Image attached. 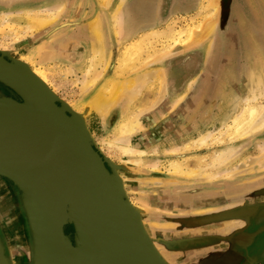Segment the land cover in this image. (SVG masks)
<instances>
[{"label":"rangeland","instance_id":"rangeland-1","mask_svg":"<svg viewBox=\"0 0 264 264\" xmlns=\"http://www.w3.org/2000/svg\"><path fill=\"white\" fill-rule=\"evenodd\" d=\"M204 1L205 0L202 1L200 6L202 9L198 10V12L195 14H159L156 15V17H159V20L156 18L158 23L150 25L149 21L135 22L132 16L143 17L147 14L134 13L133 9L128 8V5H131L133 0H123L122 6L120 8V14L122 17L124 16L122 18L124 19L122 22L126 29L123 28L122 34L118 38L114 32L116 30L115 26H113L114 23L112 20V15L116 10L119 0H107L106 3L104 1L101 3V0H88L87 2L85 0H3L0 2V13H12L14 19L10 22L18 25H23L24 22L22 14L26 10H34L39 8L54 9L55 7L64 5V11L63 15L59 17L55 23L49 25L47 28L40 31V33H36V35L29 33L28 35L26 34L23 36L24 38L22 37V39L20 38L15 42L13 41L15 38L1 37L0 42L2 43V47H8L6 52L9 55L5 56L6 59L19 60V62L23 63L20 61L19 57L27 56L29 57V62L24 63L26 66H28L30 71L33 67H46L48 80L52 87V89H48L51 91L54 90L55 96L59 100L69 102L72 107L76 109L78 108L77 110L80 111V113L84 112V107L81 109V111L79 106L76 107V105L85 103L89 99L91 93L98 89L101 84V82L96 83L88 95L81 97V83L79 80L81 81L82 72L84 74L85 68L88 65V60L92 58L93 55V52L89 49L87 43L81 39H76L73 41L71 45L72 48L70 47V50L72 49L73 51L71 50L70 52H74L76 49L80 50L77 58L73 57L72 59H66L60 57L59 55V58L51 57V59L47 58V60L44 59L43 61L42 59L47 57L45 56L47 51L49 52L50 50H53L54 47L56 48L62 42L65 43L66 37H74L78 31L80 32L82 30H86L85 25L92 22L99 13H103L101 18H104L103 25L105 24L106 26H102L105 28V31L107 29L106 32L110 36V42L112 44L110 46L111 54L109 55L108 49L110 43L105 42L107 45V53L111 59L108 57L106 58L107 66L102 76V82L103 79L109 77L110 75L115 76L113 71L117 63V58L119 57L121 50L126 46L128 47V44L132 41L138 42L143 40V43L145 42L141 56L142 59L139 61H143V64L145 63V67L141 68L143 64L139 63L140 66L138 65L136 71H125L121 80H126L129 77H134L138 74H144L150 69L161 70L165 72L170 67L174 66L172 70L175 74L172 73V76H169V79H175L174 84L172 82L167 88L165 84L162 85L163 80L160 79L161 77L158 75V73H160L159 71L157 74H155V77L153 76L154 78L152 77L153 80H149V83L145 84L141 88L138 94L139 96L135 98L134 101H132L133 103L130 105V107H128V109H126V111L124 110L126 105L123 100L124 96L120 92H118V94L116 92V98H118L120 102L116 106H113V111H117H115L113 114H110L112 118L109 116L106 119L107 127L105 134H107V142L114 140L115 133L112 132L111 127H113V125H115L117 121H119L125 115V113L126 116H128L131 113L137 112L139 110L141 111L139 112L140 119H142L145 118L144 116L147 117L149 113L152 112V109L153 111L157 110V108L162 106L165 101H168L170 104H172L176 99L182 96V93L186 94V97L183 99V101H181L182 103L179 102L171 109L169 115L165 118L167 121L164 119L163 121H160L161 123L158 122L157 124L150 126L149 129H146L145 132L137 135V139L142 145L141 148L146 153L144 160L147 162H156L157 165L155 170L151 168H144V166H135L134 168V165L132 164L123 163L120 160V155L117 153V151L115 153L113 149L109 148L108 150L106 144L95 140V138L92 140L93 148L98 153L100 158L104 160L106 169H108L110 172L115 170L117 177H121L123 180H121L123 183L122 185H126L123 187L125 188L126 194L128 193L127 196L131 198L138 206H140L139 203L142 201L147 203V208L141 207V210L144 211L142 217L144 218L146 225L152 230L150 231L153 235V245H155L154 248L160 256L165 257L167 255L165 257L167 259L168 257H172L173 261L174 259L175 261H180L176 264H264V251L260 245L261 242H263L261 240H264V230H261L263 228L264 219L263 221H256L254 219L256 217V213H254V211L257 210L258 212L264 209V160L259 159L260 153L256 148L257 146L264 144V129L242 142L238 141L237 143L233 144L229 139L230 137L225 135L222 137L223 143L219 144L214 141V143L212 142V144H208L207 147L196 153L193 152L195 150L191 148L190 150L192 151L186 153L184 157L175 159L177 161L180 160L183 162L185 165V170H195L197 168L199 169L204 167L205 172L211 174L216 172V170L212 171L209 167V163L211 161L210 158H212L219 151H228L232 145L239 146V152L223 169L224 171L228 170L227 172L230 174V176H233H231V178L230 176L225 179L223 177H218L219 179H205L204 181V178L198 177L196 179H189L188 181H185L186 184L184 186L181 184H172V181H175L177 178L170 175L168 172L170 169L169 164L174 159L167 157L164 150L168 146H172V143L174 144L178 140L180 141L182 139L176 137L174 134L178 129L177 121L184 120L186 122L188 136L192 137V139L197 136L199 128L204 131H208L212 138H216V134L218 135L220 132L223 133L227 128L226 124L230 125L233 118L241 111V108L244 107V97L252 98L254 94H260V96H258V101L256 102L264 104V82L260 81V84L258 83L256 87H254V92H250L252 87L249 80V75L252 74L250 71L253 72L251 69L258 66L256 62L259 61L262 63L264 61V19L262 16H259L258 19H256V16L254 24L251 25L253 30H236V26H234L233 28L235 30L226 28L224 30L216 31L215 27L211 34L208 35L206 32L207 35H205L204 30H210L209 28L216 26L215 23L219 20L218 16L214 14L216 9L214 8L215 5L213 2H217V7H220V2L218 3V0H206L204 3ZM256 1L258 2L256 3ZM259 1L260 0H255V6H261ZM243 2L242 0H238L236 6L245 7ZM52 3L54 5H52ZM102 5L105 7H102ZM101 8L102 10H100ZM103 8L106 9L103 10ZM20 11L23 12L15 13ZM208 12L211 13L210 16L204 20L203 23H201V26L203 27L200 26L198 31L193 30L191 33L192 35L190 36V38H192L189 39V41L191 40L190 42H178L174 47L166 50V53L165 51L160 52V47L163 45L167 46L168 43H165L164 40H155L157 38L148 34L150 30L154 29L165 30L168 27L166 26L168 23L169 26H174L175 29L184 28L186 25L191 24V18H195L196 21L198 19L200 20L202 16ZM89 16L92 18L90 19ZM147 16H149V14ZM111 23L112 25H110ZM161 23L162 25H159ZM127 27H131L132 29L134 28V30L131 31V34L133 35L129 33L130 30H128ZM202 28L205 29L203 30ZM200 29H202V31H200ZM246 35L249 38L251 37L252 42L249 40V43L252 48H255L254 51L256 53L246 51L248 48L245 41ZM59 37L60 39L57 40ZM113 40L118 41L115 43ZM197 42L199 43L197 44ZM236 42L238 43L236 44ZM47 43L48 46H46ZM86 49H88V51ZM3 51L5 52V50H2V52ZM74 56L76 55L74 54ZM40 57H42V59ZM146 58L149 61H147ZM146 61L148 64H151L148 66ZM153 61L155 63H153ZM56 65L61 67V69H56L54 67ZM50 66H53L54 68L50 69ZM183 66L188 67L187 74H185L186 68ZM95 68H97L96 65ZM105 73L109 75H106ZM156 80H161V82L158 81V83ZM153 82H156L157 86L160 84L158 86L159 89L156 86L157 89L152 88L151 90H148V85ZM259 85L262 86L259 87ZM163 86L166 91L169 90L167 96L169 98L162 99V96L160 95L159 99H157L154 97V92L157 90V93L159 94ZM0 95V97H3L5 95L14 94H12L10 90H7L0 85ZM148 106L149 108L151 107V109H148ZM178 117H181V120ZM159 125L160 127L165 125V127H168L169 131L164 134L163 132L158 133L156 130L159 128ZM154 144L159 146V151H157L156 147L153 146ZM128 168L131 169L129 170ZM208 169L209 171H207ZM133 170L136 171V173L133 172ZM137 170H139L140 173L137 172ZM12 194L14 198L17 197V192L15 190ZM209 194H213L214 196L216 195L215 197L217 200H215V203L212 201L215 199V197L201 199L202 197L205 198V196H208ZM17 219H20L18 221H22L21 218ZM244 221L247 225H244ZM232 224L234 226L233 230L226 231V228L231 227ZM153 227L154 229H152ZM4 231L5 238L8 239L9 243L16 247L18 243V234L15 229L13 231L12 228L9 230V228L5 229L4 227ZM65 231L67 234L71 233V227L67 226ZM162 231L165 232L162 233ZM167 234H173L178 238L166 239L165 235ZM244 234L249 235L250 240L242 244L243 239L241 238H243ZM156 244L160 245L162 248H157ZM231 246L234 247L233 252L229 250V247ZM258 248L260 249V252L257 250ZM10 252V260H13L16 263L18 261H22L21 255L16 249L12 250L10 247ZM230 252L231 254H234V259L227 258V254H230ZM224 255H226V258L223 257ZM26 263L31 264L29 262Z\"/></svg>","mask_w":264,"mask_h":264},{"label":"bare ground","instance_id":"bare-ground-1","mask_svg":"<svg viewBox=\"0 0 264 264\" xmlns=\"http://www.w3.org/2000/svg\"><path fill=\"white\" fill-rule=\"evenodd\" d=\"M1 1H3V0H0V2ZM4 1H12V0H4ZM85 1L87 2L88 0H85ZM103 1L105 3L107 2V0L106 1L101 0V3ZM79 3H81V2H79ZM249 3H250V1H249ZM243 4H244V2H243ZM52 5H54V4L52 3ZM253 5H255V3ZM121 6L122 5L120 3H118L116 6V10L114 11V13L112 15V20L114 23L113 26H115V30H116L114 32L118 36V38L122 34L123 28L126 29V27L123 26V22H122V20H124V19H122L124 16L122 17L120 14ZM209 6H211V5H209ZM212 6H213V4H212ZM102 7H105V6L102 5ZM63 8H64V5L55 7L54 9L53 8H49V9H40V8L34 9L33 8L34 10H32V9L26 10L22 14L23 22H24L23 25L22 24L18 25V24H14V23L10 22L11 20L14 19L12 13H0V38L1 37H3V38L4 37H12L13 39L15 38V40H13L15 42V41L19 40L20 38L22 39V37L25 36L26 34L28 35L29 33H31L32 35H36V33H40V31L47 28L49 25H52L53 23H55L56 20L63 15V11H64ZM106 8H108V7H106ZM106 8H103V10ZM28 9H30V8H28ZM100 10H102V8ZM23 11L15 12V13H21ZM247 11H248V9H247ZM72 12H73V10H72ZM102 14L103 13H99L98 15H96V17L94 18V20L92 22L87 23L85 25L86 30H82L80 32L78 31L76 36L74 34H72V35H74V37L68 36V37H66V39L64 38L65 43H63V42L60 43L56 48L54 47L53 50H50L49 52L47 51V53L45 55V56H51L54 58L55 57L59 58V55L66 54V52L68 50H70V47H71L73 41H75L76 39H81L82 41H85L87 43V46H89V49L93 52L92 58H90V59L88 58L89 60L87 59L88 65L85 68L84 74L82 72L81 81L79 80V82L81 83L80 84V86H81L80 87L81 97H85L86 95H88L90 93L92 87L96 83L101 82L99 88L96 89L95 91H93V93H91L89 99L85 103H81L79 105H76V107L79 106L80 110L83 109V107H84V112L80 113V111L77 110L78 108L76 109V108L72 107V105L69 102H65V101H61L62 107L63 108L66 107L69 111H71L73 116L78 115V116H74V119L82 128H85V130L89 134L90 140L91 139L94 140V138H95V140H98L99 142L106 144L108 150L110 148V149H113L115 151V153L117 151V153H119V155H120V160L123 163L132 164V165H134V168H135V166L136 167L144 166V168H151V169L155 170V167L157 165L156 162H147L144 160L146 153L142 150V148H141L142 145L140 144L141 142L138 141L137 135L145 132L146 129L150 128V126L157 124L160 121H163L169 115L171 109L173 107H175V105H177L179 102L183 101V99L186 97V94L182 93V96H180L178 99H176L174 103L171 102L172 104H170L168 101L164 100L165 102L162 104V106H160L159 108H157V110H154V111L152 109V112H150L147 117L144 116L145 118H142V119H140V113H139L141 111H139L138 109H137L138 110L137 112H133L128 116H126V113H125V115L119 121H117V123L115 125H113V127H111L112 132L115 133L114 140L106 142V138H107V134H105V130L107 127L106 119H107V117L110 116L111 113L113 114L115 111H117L115 109H114L115 111H113V106H116L120 102L118 100V98H116V95L118 94V92H120L124 96L123 100L126 103L124 110L126 111V109H128V107H130V105L133 103L132 101H134L135 98H137L139 96L138 94H139V91L141 90V88L145 84L149 83L148 81L151 80L153 76L155 77V74H157L159 71H160V73H158V75L161 77L160 79L163 80L162 85L165 84L166 88L169 87L172 82L174 84L175 79H173V78L169 79V76L171 77L172 73L174 72L172 70V68L170 67L165 72L161 71V70L150 69L149 71H147L144 74H138L134 77H129L126 80H121V78H123V73L125 71H128V70H131V71L135 70L136 71L138 65L140 66L139 63L143 64V61L142 62H139V61L142 59L141 56H142V52H143V45H145L144 44L145 42L143 43V40H140L138 42L132 41L131 43L128 44V47L126 46L121 50V53H120L119 57L117 58V63L115 65V68L113 71L115 76L110 75L109 77L103 79V82H102V76H103L104 70H106L105 68L107 66L106 58L108 57L111 59V57H109V55L111 54L110 53V50H111L110 46L112 45L110 42L111 38L108 35V33L106 32L107 29L105 31V28H103V26L105 24L103 25V23H104L103 19L104 18L103 17L101 18ZM210 14L211 13H209V12L205 13L202 16V18L200 20L198 19L197 21L195 20V18H193V19L191 18V24L186 25L184 28L175 29L174 26H169V23H168L166 25L168 27L165 30L154 29V30H150L148 32V34L150 36H154L155 38H157L155 40H159V41L164 40L165 43H168L167 46L163 45L162 47H160L161 48L160 52L165 51V53H166V50H168L171 47H174L178 42H180V43H185L187 41L190 42L191 40L189 41V39L192 38V37L190 38V36L192 35L191 33L193 32V30L198 31L199 27L201 26V23H203V21L206 20L210 16ZM254 14H255V16H257L258 12H256L254 10ZM157 15H159V14H157ZM132 17H135V16H132ZM143 17L141 19H137V21L138 22L139 21L140 22L141 21H144V22L149 21L150 25H154V24L158 23L156 18L159 20V17L158 16L156 17V14H155V16L144 15ZM91 18L92 17H90V19ZM135 18H137V17H135ZM146 18H149V19H146ZM61 21H63V20H61ZM57 24H59V23H57ZM110 25H112V23ZM159 25H162V23ZM201 27H203V26H201ZM215 27L216 26L209 28L210 30H208V31L205 28H204L205 30L203 28L202 29L204 30L205 35H207V33L209 35L213 32ZM130 28L127 27V29L130 30L129 33L131 34V31H133L134 28L133 29L132 28L130 29ZM202 29H200V31H202ZM131 35H133V34H131ZM49 37H51V36H49ZM61 38H62V36H61ZM58 39H60V37L57 38V40ZM128 40H130V39H128ZM249 40H250V42H252L251 37L247 38V35H246L245 41L247 42L246 45L248 47L246 49V51L255 52L254 51L255 48L254 47L252 48L250 46V43L248 42ZM78 41H80V40H78ZM113 41H115V40H113ZM117 41H115V43H117ZM105 42L110 43L109 49H108L109 55H108L107 50H106L107 45L105 44ZM52 43H55V42H52ZM198 43L199 42H197V44ZM1 45H2V43L0 42L1 52H2V50H5V52H6L8 47L7 46L2 47ZM46 46H48V43ZM86 50L88 51V49H86ZM4 58H6V57H4ZM19 58H20V61H22L23 63L29 62V57H27V56H25V57L22 56ZM40 58L42 59V57H40ZM43 60H44V58L42 59V61ZM144 61H145V59H144ZM147 61H149V60L147 59ZM85 63H86V61H85ZM153 63H155V62L153 61ZM256 63L258 64V66H257L258 68L256 66H255L256 68H252L251 70L253 72L250 71V73H252V74L249 75L250 85L252 87L250 92H254V87H256V85L260 81L264 82V61L262 63L259 61ZM150 64H148V62H147L148 66ZM95 65L97 66V68H95ZM144 65H145V63L143 64V66H141V68L145 67ZM54 67L56 69H61V67H59L57 65ZM54 67L50 66L49 68L53 69ZM107 70H108V68H107ZM46 72H47L46 67L45 68L33 67L29 73H30V76L32 77V79L35 81V83H37L43 89L49 90L55 96V91L50 90V89H52V87L49 83L48 76H47ZM179 72H180V70H179ZM129 73H131V72H129ZM105 74L109 75L107 73H105ZM173 74H175V73H173ZM116 76L118 79L116 78ZM158 81L156 80V82H158ZM156 82L149 84L147 87V88H149L148 90H151L152 88L157 89L160 84L157 86ZM159 82H161V80ZM0 85L3 86L4 88H6L7 90H10L12 92V94H14L17 97V95L15 94L16 92L9 85H5V83H3V82H0ZM156 86H157V88H156ZM260 86H262V85H259V87ZM259 87H258V89H259ZM48 88H50V89H48ZM261 89H263V88H261ZM168 91H166L164 86H163L162 90H160L159 94L157 93V90H155L154 97L159 99V96L161 95L162 99L163 98L167 99V98H169V97H167ZM116 92H117V94H116ZM14 95L0 97V101H8V102H11L12 104H15V106H19L21 104V102H19L20 99L18 97L16 99V97ZM122 95H120V96H122ZM258 96H260V94H258V95L254 94V96L252 98H245L244 97V99H243V100H245L244 107L241 108V111L233 118L230 125L226 124L227 128L223 133L220 132L218 135L216 134V138H212L211 134L208 131H204V130L199 128L198 129L199 132L197 133V136H195V138L192 139V137L188 136V131L186 129V122L184 120L177 121L178 129L174 134L176 137H179L182 139L180 141L178 140L174 144L172 143V146H168L164 150L167 157L174 159L173 161L170 162V164H169L170 169L168 170L170 175L175 176L177 178V179H175V181H172L173 182L172 184H174V185L175 184H177V185L181 184V185L185 186V184H186L185 181H188L189 179L191 180V179H196V178L200 177V178H204V181H205V179L211 180V179L218 178V177H223L225 179V178L230 176V174L227 172L228 170L224 171L223 169L229 164V162L239 152V150H238L239 146H235V145L233 146L232 145V147H230L228 149V151H226V152H220L219 151L212 158H210L211 161L209 163V167L211 168L212 171L216 170V172H213L211 174L205 172L204 167H201L199 169L197 168L195 170H185L184 169L185 165L183 164V162L180 160L177 161L175 159H177L179 157H184V155L186 153H188L189 151H192V150H190L191 148H193L195 150L193 152L196 153V152L201 151L203 148L207 147L208 144H212V142L214 143V141H216L219 144L223 143L222 137L225 135H227V137H230L229 139L232 141V144H233V143H237L238 141L242 142L245 139L251 137L252 135L257 134L260 131H262L264 129V104H260V103L256 102V101H258ZM118 97H119V95H118ZM160 100H158V101H160ZM148 104H149V102H148ZM148 109H151V107L149 108V106H148ZM122 112H123V110H122ZM120 114H121V112H120ZM220 114H221V112H220ZM119 116H121V115H119ZM181 117H178V118L181 120ZM221 126H222V124H221ZM154 131H155V129H154ZM156 131H158V133L163 132V134H164V133L168 132L169 130H168V127H165V125H163V127H160V125H159V128H157ZM185 136H187V137H185ZM53 139H54V134H53L52 130L46 124H38L32 129L30 136H27L25 138L23 137V138L3 139V140H1L0 143L16 144L19 146L33 148V149H35L41 153H47L51 149ZM148 140H146V141H148ZM141 141H142V139H141ZM153 146H155L156 150L159 151L160 148L158 145L154 144ZM256 148H257L258 152L260 153L259 159L264 160V144H261V145L257 146ZM134 170H133V172L136 173V171H134ZM207 171H209V169ZM114 172H115V170H114ZM137 172H139V170H137ZM2 174H4V173H0V264H27L26 262H29L31 264H39V258L40 257L38 254L37 239L35 236L36 224L34 223V220L31 217V213H30L31 210H35L38 213V215L40 216L41 224H42L43 228L45 229L47 235L49 236L50 243L47 247V252L50 255H53V257L54 256L56 257L55 258L56 260L54 259V262L52 264H82L80 253L78 252V248L76 247V245L72 241V237L68 236V234L65 233L66 232L65 231L66 226H64L63 223L65 220L64 216L66 217V214H67V212H65L66 209L59 206L53 210H49V209H46L43 207H38L36 205L28 203L26 201V197L28 195H35V196L43 197V193H42L41 186H40L39 182L35 179H27L26 177H22V176H19L16 174H8V175H2ZM231 176H230V178H231ZM116 178H117L119 185L121 184L120 185V188L122 190L121 193L124 196V199L126 200L128 208L130 209L131 212H133L138 217L137 219H138V221H140V224H141L140 226H141L143 232L146 234V237L149 239L150 243L153 245V240H152L153 235L151 234L152 230H151V228H149L146 225L144 218L142 217V214L144 213V211L141 210V207L147 208V206H148L147 203L142 201L139 203L140 206L135 204L133 202V200L127 196L128 193L126 194L125 188H124L126 185H122L123 180L121 179V177L116 176ZM145 179H147V178H145ZM52 180L54 183L53 185L56 188H59V187H60V189L62 188L63 180H62V177L58 173H55V175L52 177ZM149 180H150V178H149ZM145 182H148V181H145ZM6 184H8L9 189H7ZM229 184H231V183H229ZM140 185H142V184H140ZM217 186H219V185H217ZM138 187H140V186H138ZM14 190L17 192V197H15V198L13 197V194H12L14 192ZM209 192H211V191H209ZM224 194H226V193H224ZM215 196L213 194H209L208 196H205V198L202 197L201 199H209V198H212ZM215 200H217L216 197L214 200H212L213 203H215ZM253 207H255V206H253ZM231 211H232V209H231ZM162 212H163V210H162ZM17 218H21L22 221H18L20 219H17ZM156 218H154V219H156ZM154 221H156V220H154ZM243 223H244V225H247V224H245V221ZM3 226L5 227V229L9 228V230H10L12 228L13 231L15 229V231L17 232L18 243H17L16 247L13 244L9 243L8 239L5 238V236H4L5 231H4ZM227 226H229V225H227ZM233 228H234V226L232 224L231 227L226 228V231L227 230L231 231V230H233ZM152 229H154V227ZM236 230H237V228H236ZM167 231H168V229H167ZM163 232H165V231H162V233ZM66 237H68L69 239H67ZM165 238L170 239V238H178V237L174 236L173 234H169V235L167 234V235H165ZM241 239H243V241H242V244H243L245 242H248L250 240V237H249V235L244 234L243 238H241ZM10 247L12 248V250L16 249L20 253L22 261H20V262L18 261L16 263L13 260H10V257H11ZM153 247H155V245H153ZM158 247L162 248L160 245H157V248ZM165 247H163V248H165ZM9 252H10V254H9ZM165 257L160 256V258L164 262H166V263L168 262L167 264H176V263L180 262L177 260L175 261V259L173 261L172 257H168V259Z\"/></svg>","mask_w":264,"mask_h":264},{"label":"water","instance_id":"water-1","mask_svg":"<svg viewBox=\"0 0 264 264\" xmlns=\"http://www.w3.org/2000/svg\"><path fill=\"white\" fill-rule=\"evenodd\" d=\"M5 56L7 52H0V82L16 92L21 104L0 101V142L30 136L38 124H46L54 139L47 153L0 143V173L39 182L43 197L28 195V203L66 209L63 224L71 227L68 236L82 264H167L128 208L117 175L106 169L89 134L75 121L78 115L73 116L61 100L35 83L28 66ZM54 172L62 177L61 189L53 185ZM30 213L36 224L39 264H52L56 257L47 252L49 236L38 213Z\"/></svg>","mask_w":264,"mask_h":264},{"label":"crops","instance_id":"crops-1","mask_svg":"<svg viewBox=\"0 0 264 264\" xmlns=\"http://www.w3.org/2000/svg\"><path fill=\"white\" fill-rule=\"evenodd\" d=\"M202 1L203 0H143V1L142 0H133V2H131V5H128L129 6L128 8L133 9V12L137 13V14L191 15V14L197 13L198 10L201 9L200 6H201ZM205 1H204V3H205ZM243 1H244V5L246 4L245 7L238 6L237 8H235L236 12L233 11L234 10L233 7L230 8L229 14L232 15L234 13V16H235V19L231 18V23L233 22L232 24H235L234 26H236L235 27L236 30H241V31L253 30V27H251V25L254 24L255 17H256L254 14V10L256 12H258L256 19L259 16H262V18L264 19V17H263L264 16V3H263L264 0L259 1V3L261 4V6H259V7H257V6L255 7V5H253L255 3V0H242V2ZM249 1H250V3H249ZM219 2H220V7H217V4H216L217 2L214 1V5H215L214 8L216 9V12L214 14H216L218 16V19H219L218 22L215 23V24H217L216 28H215L216 31L223 30L221 27V25H222L221 18L222 17H220V16H222L223 11L221 12V1L218 0V3ZM257 2L258 1H256V3ZM118 3H120L122 5L123 0H119ZM247 9H248V11H247ZM136 17L137 18L133 17V20L135 22L137 21V19L142 18L141 16H136ZM245 24H246V26H245ZM247 38H249V37H247ZM47 58L51 59V56H47L44 59L47 60ZM173 67H171V68L173 69Z\"/></svg>","mask_w":264,"mask_h":264},{"label":"flooded vegetation","instance_id":"flooded-vegetation-1","mask_svg":"<svg viewBox=\"0 0 264 264\" xmlns=\"http://www.w3.org/2000/svg\"><path fill=\"white\" fill-rule=\"evenodd\" d=\"M221 1V12L223 11V13H222V16H220V17H222L221 18V23H222V25H221V27H222V29L224 30V29H231V30H233L234 28V25L235 24H232L231 23V18L232 19H235V16H234V13L232 14V15H230L229 14V12H230V8L231 7H233L234 8V12H236V9L235 8H237V6H236V4H237V2H238V0H220ZM166 6V5H165ZM230 20V21H229ZM245 26H246V24H245ZM235 30V29H234ZM238 42H236V44H237ZM72 50V49H71ZM71 50H68L67 52H66V54H63V55H60V57H63V58H66V59H72L73 57H75V58H77V56H78V54H79V51L80 50H78V49H76V50H74V52H70ZM73 51V50H72ZM74 54L76 55V56H74ZM184 68H186V72H185V74H187L188 73V67H186V66H183ZM193 68V67H192ZM5 96H9V95H5ZM6 187H7V189H9L8 187V184H6ZM254 213H256V217L254 218L256 221L258 220V221H263V219H264V209L263 210H261V211H258L257 212V210L254 212ZM261 230H264V224H263V228L261 229ZM261 241H263L264 242V240H261ZM263 242H261V248H263V251H264V243ZM246 243V242H245ZM258 246V245H257ZM230 249V251L231 252H233L234 251V247H229ZM236 250V249H235ZM259 252H260V249L258 248L257 249ZM231 252H230V254L228 253L227 254V258L228 259H230V258H232V259H234L233 257V255L234 254H231ZM232 256V257H231ZM223 257H225L226 258V255H224Z\"/></svg>","mask_w":264,"mask_h":264}]
</instances>
